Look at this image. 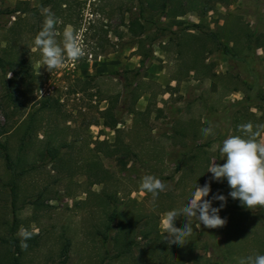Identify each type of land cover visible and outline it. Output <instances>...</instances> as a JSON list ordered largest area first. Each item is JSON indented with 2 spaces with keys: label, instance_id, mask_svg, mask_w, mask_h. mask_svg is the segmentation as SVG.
Wrapping results in <instances>:
<instances>
[{
  "label": "rangeland",
  "instance_id": "1",
  "mask_svg": "<svg viewBox=\"0 0 264 264\" xmlns=\"http://www.w3.org/2000/svg\"><path fill=\"white\" fill-rule=\"evenodd\" d=\"M151 1H0V141L20 158L18 229L38 233L22 264H239L264 254V208L242 206L226 179L211 180L206 197H227L219 212L225 226L206 228L191 217L184 246L168 245L159 227L164 213L210 181L214 160L225 162L218 151L224 139L242 135L240 124H264V46L247 40L256 32L264 42V0H170L166 11H186L179 16L153 11ZM44 8L55 14L58 43L71 27L85 50L50 72L33 50ZM132 18L140 22L135 31ZM226 44L237 56L223 52ZM209 126L214 135L205 136ZM193 151L198 160L182 165ZM146 174L166 185L155 199L139 188ZM12 177L0 152V234L14 218ZM114 208L138 229L130 249L127 235L116 239L118 220L107 225ZM146 227L150 236L141 232ZM14 251L0 245V264H11Z\"/></svg>",
  "mask_w": 264,
  "mask_h": 264
},
{
  "label": "clouds",
  "instance_id": "2",
  "mask_svg": "<svg viewBox=\"0 0 264 264\" xmlns=\"http://www.w3.org/2000/svg\"><path fill=\"white\" fill-rule=\"evenodd\" d=\"M44 21L41 29L34 37V49L40 52L42 62L39 66H45L50 72L64 66L65 60L76 62L85 56L74 29L65 27L62 33V42L58 43L55 25V14L48 8L42 11ZM242 135H229L222 141L218 151L223 164L214 160L207 172L212 173L209 182L203 186L198 184L190 195L188 202L180 209L169 210L161 216L160 230L163 241L168 245L184 246L192 234V227L188 223L189 218L196 217L199 224L206 228L223 227L227 223L226 218H221L219 212L226 206L227 197L217 193L212 200H219V207L212 206V200L206 199L211 192V180H227L231 189L229 196L238 199L247 209L264 208V140L260 139L264 132V124L253 125L252 122L238 126ZM205 136L214 135L211 126L202 129ZM139 188L141 191L152 194L155 199L160 192L166 189L165 183L151 174L142 176ZM186 217L184 227H177L175 221L179 217ZM35 233L24 227L17 231L22 250H27V241L33 238ZM166 234V235H165ZM239 264H264V254L250 255L242 258Z\"/></svg>",
  "mask_w": 264,
  "mask_h": 264
},
{
  "label": "trees",
  "instance_id": "3",
  "mask_svg": "<svg viewBox=\"0 0 264 264\" xmlns=\"http://www.w3.org/2000/svg\"><path fill=\"white\" fill-rule=\"evenodd\" d=\"M1 1V0H0ZM169 1L170 0H161V2H159V0H154V2H150V8L153 9V11L159 10L161 11V13H163L162 15L165 16H179L182 15L184 13H186V11H179L177 8H172V10H170L171 12H167L166 9L169 6ZM18 10H10L7 13L8 14H13L14 12H16ZM166 11V12H165ZM140 22L138 20V18H132L131 23H130V29L132 31H135V28H137L136 26L139 25ZM193 26H198V24L193 23ZM247 40H249V42H253V41H257L258 45L264 46V42L262 41V36H259L256 34V32L248 35ZM223 52L229 56H237V54L235 52H233V50L230 48L229 44L223 45ZM4 61L2 58H0V65L4 66ZM49 99V98H47ZM49 100H46L43 103V107H49ZM117 121H109L108 123H106L107 125L111 126L112 128H115L117 126ZM3 128L0 130V136L3 133ZM5 132V131H4ZM103 143V142H101ZM100 143V145H101ZM115 150H112L113 153ZM0 152L4 158V160L6 161L7 165L9 166V168L11 169L12 173H13V177L11 182L8 184L10 186V197H11V204H10V210L11 213L14 215L13 221L11 222V224H9V226H7V230L5 231L4 234H0V245H6L9 246L11 248H14V254L9 258V262L11 264H22V257H23V253L24 250L21 249L20 247V240L17 236V231H18V216H17V198H18V193H17V189H18V178L21 174V172H19V167H20V158L19 156H13V154L11 153L10 150V146L8 145L7 142H1L0 141ZM47 153L52 155V158L55 159L58 157L59 152L57 149L55 148H48L47 149ZM124 164H126L124 162ZM179 168L181 166H178ZM195 189V186L193 187V190ZM119 211V212H118ZM127 211L125 210H117V208H114L108 215V224L110 226L109 223L113 222V221H117L118 220V225L116 224V226L118 227L117 232H116V239L119 240L121 237H123L124 235L128 236V241L124 242V245L126 244V248L130 249L133 246L134 243V235L136 234L135 232L138 230L137 227L135 225H128L126 222V217H127ZM6 225L7 222H6ZM122 227V228H120ZM149 228L146 227L144 228V230H141L142 234L144 236H150V233H152V230H148ZM146 230V231H145ZM119 242V241H118ZM70 242H67L66 247H65V252L66 254L69 253L70 251ZM127 250H123L122 252H126Z\"/></svg>",
  "mask_w": 264,
  "mask_h": 264
},
{
  "label": "crops",
  "instance_id": "4",
  "mask_svg": "<svg viewBox=\"0 0 264 264\" xmlns=\"http://www.w3.org/2000/svg\"><path fill=\"white\" fill-rule=\"evenodd\" d=\"M191 29H192V27H187L186 31H192ZM197 71H199V70L196 67L189 68V72H192V73L194 72L195 73ZM179 80H180L179 78L174 77L171 82L174 83V82H178ZM170 87H173V84H171ZM170 94H171V91L170 90H166L164 92V97L166 95H170ZM138 109H140V111H144L145 110V106L143 104H140ZM183 158H184V161L182 160V165H183V163L186 164V165H192L195 161L198 160L199 154L197 152L193 151L189 155H187V156H185Z\"/></svg>",
  "mask_w": 264,
  "mask_h": 264
}]
</instances>
